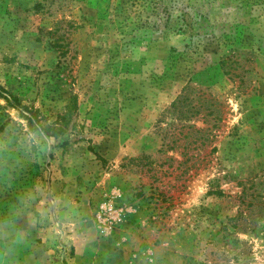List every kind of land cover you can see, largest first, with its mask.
Returning <instances> with one entry per match:
<instances>
[{"label": "rangeland", "instance_id": "374dc122", "mask_svg": "<svg viewBox=\"0 0 264 264\" xmlns=\"http://www.w3.org/2000/svg\"><path fill=\"white\" fill-rule=\"evenodd\" d=\"M0 87V264H264V0H0Z\"/></svg>", "mask_w": 264, "mask_h": 264}, {"label": "trees", "instance_id": "16d2710c", "mask_svg": "<svg viewBox=\"0 0 264 264\" xmlns=\"http://www.w3.org/2000/svg\"><path fill=\"white\" fill-rule=\"evenodd\" d=\"M6 94H7V93H6V92L0 87V96L5 97V98L7 99V101H8L9 103H11L13 97H10V96H8V95H6ZM28 120H29L30 125L34 127L35 125H33L34 122L32 121V119L28 118Z\"/></svg>", "mask_w": 264, "mask_h": 264}]
</instances>
